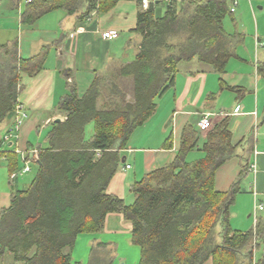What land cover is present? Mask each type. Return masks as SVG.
<instances>
[{"label":"trees","instance_id":"1","mask_svg":"<svg viewBox=\"0 0 264 264\" xmlns=\"http://www.w3.org/2000/svg\"><path fill=\"white\" fill-rule=\"evenodd\" d=\"M120 1L33 0L22 14V24L31 27L58 10L84 21L94 12H110ZM234 1L170 0L161 17L156 5L141 10L134 30L140 40L136 57L111 75L114 81L134 79L132 102L115 82L111 102L104 101L108 74L96 76L83 94L67 84L68 94L57 107L64 120L51 122L47 147L38 148L36 176L29 188L13 191L10 206L0 212V258L10 255L13 264H73L79 236L102 232L107 216L119 213L132 226L131 242L141 252L138 264H264V221L246 232L234 230L230 222L241 181L250 169L248 161L228 191L215 187L216 172L236 157L240 146L232 144L227 120L209 130L201 145L203 132L187 126L173 161L131 187L133 204L108 193L132 135L156 114L181 64L196 61L222 72L245 42L244 34L224 28L228 16L234 20ZM51 48L23 59L18 41L0 45V126L13 120L25 89L23 77L45 70ZM258 73L264 78V63ZM61 74L71 78L70 70ZM90 124L94 134L88 140ZM195 150L205 156L189 162ZM33 151L32 146L30 157ZM2 157L9 162L11 176L20 171L15 154L0 153ZM109 247L94 245L88 264H113ZM258 251L263 253L255 259Z\"/></svg>","mask_w":264,"mask_h":264},{"label":"crops","instance_id":"2","mask_svg":"<svg viewBox=\"0 0 264 264\" xmlns=\"http://www.w3.org/2000/svg\"><path fill=\"white\" fill-rule=\"evenodd\" d=\"M29 4L26 0H0V45L18 41L19 55L23 59L36 56L43 47L52 46L45 70L35 77H23L25 89L17 106L24 107L28 119L9 142H5L4 137L14 120L0 126V153L15 154L19 172L25 167L26 160L31 161L32 172V165L38 160V148L41 145L47 147L46 141L45 144H33L31 134L40 132L42 126H51L53 121L64 120L57 107L68 94L67 84L77 88L84 83L88 88L96 76L113 73L135 59L140 40L134 30L138 14L143 10L137 0H122L110 12L101 15L94 12L84 21H79L78 15L70 16L58 10L43 16L33 26L25 27L22 14ZM161 4H156V10ZM237 6L233 4V7ZM59 11L65 16L50 18ZM47 19L55 20L50 25L45 23ZM106 31L118 32L119 38L105 39L103 33ZM263 42L256 38L254 51L249 56L240 55L236 49L222 72L196 61L197 70L179 71L174 86L162 97L156 114L132 135L127 150L123 152L125 165L113 177L108 193L122 198L127 204L126 196L136 182L173 161L181 148L185 128L198 127L200 119L209 116L212 128L227 120L232 144H240L236 157L216 172V190L228 191L239 179L247 161L250 168L241 181V193L231 209L232 228L246 232L255 229L260 220L264 221V215H261L264 212V78L258 73L259 65L264 63ZM64 70L71 71L69 80L63 78L61 72ZM209 130H200L203 132L202 144ZM32 146L37 151L35 159L28 155ZM251 147L252 152H248ZM129 155L131 162H128ZM8 163L5 157L0 158V212L10 206L13 191L25 190L32 182L25 184L26 180L22 181L30 172L13 179ZM245 183L246 188L243 187ZM128 200L132 202L130 205L133 204L134 195ZM259 206L263 209L260 210ZM131 231L132 226L123 215H108L102 232L79 236L72 253L73 264H88L94 241L118 247L131 245ZM134 253L137 255L135 250ZM262 253L260 251L258 255L257 252L255 259ZM0 264H13L12 257L0 258ZM206 264L213 262L209 260Z\"/></svg>","mask_w":264,"mask_h":264},{"label":"rangeland","instance_id":"3","mask_svg":"<svg viewBox=\"0 0 264 264\" xmlns=\"http://www.w3.org/2000/svg\"><path fill=\"white\" fill-rule=\"evenodd\" d=\"M180 1V0H179ZM238 2V6L235 8L236 13L233 14L234 20L228 16L225 21H224V28L228 33H235L237 30L244 34L245 37V42L242 44L241 48L240 46L237 47V51L240 53V55L244 54L246 56H249V54L254 51V46H255V40L256 38H259L261 41H264V0H236ZM166 11V2H163L158 8H157V17H161L164 15ZM55 17H50V18H59L60 16H65L64 12H57ZM49 20V21H48ZM55 19H47L46 22H48L50 25H52L53 21ZM253 46V47H252ZM252 47V48H251ZM264 49V48H262ZM198 63L193 62L191 64H181L180 66V71H186V70H195ZM202 66V65H201ZM197 70V69H196ZM117 71V70H116ZM115 73V70L114 72ZM112 73H108L106 76L104 83H103V91H104V101L108 100V102H111L110 98L113 97V92L111 90L112 83L115 82L114 84L119 88L120 91H122L126 95V101L132 102L133 101V94H134V79L132 77H119L115 78V81L112 80L111 78ZM88 85V84H87ZM87 85L84 83H80L78 85V90L80 91V94L85 93L87 88ZM113 89V88H112ZM168 94V93H167ZM166 94V95H167ZM118 101V99H116ZM104 101L102 99L99 100V107L102 108ZM162 100L160 99L158 101V105L160 104ZM163 110V108H162ZM47 119V118H45ZM50 127V126H49ZM49 127L42 126L41 131H35L31 134L30 141L35 144H43L45 141V138L47 136L48 131L50 130ZM93 125L90 124L87 127V139H91L93 136ZM45 144V143H44ZM202 144V141H200V145ZM205 156V154L200 151V150H195L193 151L188 158L189 162L202 159ZM132 157L129 155V160L128 162H131ZM237 161V158H236ZM125 163L121 164L120 171H122L123 166ZM33 169L32 172L27 174L26 177L22 178L25 181V184H27L29 181H32L34 177L36 176V165H32ZM130 171H127L129 173ZM246 178V177H245ZM243 178V179H245ZM250 182V180L248 181ZM23 184V183H22ZM243 187L246 188V183L243 184ZM248 189V188H247ZM246 189V190H247ZM249 192V190H248ZM129 196H133L134 194L132 192H128ZM133 194V195H131ZM129 196H126L127 199V204L130 205V200ZM135 197V196H134ZM132 198V197H131ZM261 215H264V212L261 213ZM98 244L97 241L93 242V245ZM108 245L109 243H102ZM126 244H128L126 242ZM130 246V247H129ZM133 248V249H132ZM107 249H112L113 250V255H114V261L113 264H127V261L129 264H135L138 263L141 257V252L140 248L138 246H135L133 244H128L124 245L121 244L120 247L116 245H111V247ZM92 250V248H91ZM106 250V249H105ZM137 252V255L136 253ZM260 251H258L259 255ZM82 254V250H81ZM91 254V252H90ZM257 255V256H258Z\"/></svg>","mask_w":264,"mask_h":264},{"label":"built area","instance_id":"4","mask_svg":"<svg viewBox=\"0 0 264 264\" xmlns=\"http://www.w3.org/2000/svg\"><path fill=\"white\" fill-rule=\"evenodd\" d=\"M27 3H31L32 0H26ZM159 2H170V0H141V6L143 10H148L151 5H156ZM234 6H237V2H234ZM232 12H235V7H233ZM73 36V35H72ZM103 37L107 40H115L119 38V33L116 31H106L103 33ZM264 45V42L262 43ZM28 119V114L25 111L24 107L19 104V106L16 107L15 116L13 118L14 123L11 129L7 132V134L4 137L5 142L12 141L14 138V135L20 130V128L24 125L25 121ZM198 128L202 131H207L212 128V122L209 116L202 117L200 121L198 122ZM32 158L35 159L37 156V151L32 152ZM30 160L25 161V167L22 169L21 172L15 173L12 175V178L15 179L18 176H22L24 174H27L31 171V168L29 166ZM128 168H130L128 166ZM254 170V169H251ZM259 209L262 210L263 207L259 206Z\"/></svg>","mask_w":264,"mask_h":264},{"label":"water","instance_id":"5","mask_svg":"<svg viewBox=\"0 0 264 264\" xmlns=\"http://www.w3.org/2000/svg\"><path fill=\"white\" fill-rule=\"evenodd\" d=\"M57 122H60V120H57Z\"/></svg>","mask_w":264,"mask_h":264}]
</instances>
